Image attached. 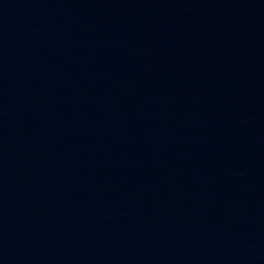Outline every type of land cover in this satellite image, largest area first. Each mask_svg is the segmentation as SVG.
I'll return each mask as SVG.
<instances>
[{
  "label": "water",
  "instance_id": "water-1",
  "mask_svg": "<svg viewBox=\"0 0 264 264\" xmlns=\"http://www.w3.org/2000/svg\"><path fill=\"white\" fill-rule=\"evenodd\" d=\"M0 264H264V240L149 193L0 163Z\"/></svg>",
  "mask_w": 264,
  "mask_h": 264
}]
</instances>
